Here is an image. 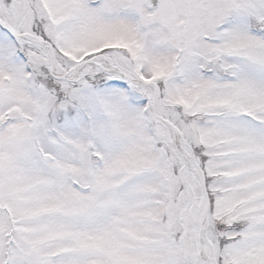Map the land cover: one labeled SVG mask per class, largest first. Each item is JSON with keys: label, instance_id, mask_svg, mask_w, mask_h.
Here are the masks:
<instances>
[{"label": "snow or ice", "instance_id": "6c2138e0", "mask_svg": "<svg viewBox=\"0 0 264 264\" xmlns=\"http://www.w3.org/2000/svg\"><path fill=\"white\" fill-rule=\"evenodd\" d=\"M0 264H264V0H0Z\"/></svg>", "mask_w": 264, "mask_h": 264}]
</instances>
